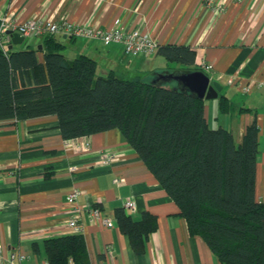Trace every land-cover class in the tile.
I'll use <instances>...</instances> for the list:
<instances>
[{
    "label": "crops",
    "instance_id": "obj_1",
    "mask_svg": "<svg viewBox=\"0 0 264 264\" xmlns=\"http://www.w3.org/2000/svg\"><path fill=\"white\" fill-rule=\"evenodd\" d=\"M0 17L14 25L40 17L101 30L112 29L118 20L159 46L190 47L195 66L211 65L203 71L210 83L221 86L215 99L204 100L208 126L229 131L239 145L246 127L256 122L255 197L264 203V0H0ZM56 38L66 58L93 59L101 77L112 72L151 82L159 74L181 72L180 65L160 55L128 56L121 44ZM248 83L252 89L243 93L241 86ZM221 96L229 112L220 111ZM105 153L116 156L108 166L101 160ZM73 188L80 191L79 231L68 226L66 196ZM129 201L134 211L124 212L134 221L144 213L156 220L142 254L134 253L115 218V210ZM89 208H97L112 226L90 222ZM178 212L118 130L64 140L55 116L0 122V245L5 257L26 256L16 264H49L45 240L76 232L83 236L89 264H220L200 237L189 235Z\"/></svg>",
    "mask_w": 264,
    "mask_h": 264
},
{
    "label": "trees",
    "instance_id": "obj_2",
    "mask_svg": "<svg viewBox=\"0 0 264 264\" xmlns=\"http://www.w3.org/2000/svg\"><path fill=\"white\" fill-rule=\"evenodd\" d=\"M56 36L0 50V122L55 116L64 140L118 130L176 204L189 235L200 237L220 264H264V203L255 197L256 122L236 145L229 131L208 126L204 100L160 77L204 72L195 66L194 50L158 46L156 55L180 65L181 72L147 82L112 72L98 76L93 59L66 58ZM219 107L222 113L231 109L223 96ZM115 218L131 249L142 254L155 217L144 213L134 221L121 208ZM44 247L49 264H89L80 232L47 239Z\"/></svg>",
    "mask_w": 264,
    "mask_h": 264
},
{
    "label": "built area",
    "instance_id": "obj_3",
    "mask_svg": "<svg viewBox=\"0 0 264 264\" xmlns=\"http://www.w3.org/2000/svg\"><path fill=\"white\" fill-rule=\"evenodd\" d=\"M7 31L11 33H17L23 39L30 37H43L46 35H64L70 38L83 37L89 39L100 40L103 44L117 43L123 46L124 53L128 56H152L156 54L158 49V43L151 37L141 34L136 30H125L119 23L115 21L114 27L110 30H101L92 26L84 24H74L68 21H54L49 18L34 17L26 20L18 25L12 24L8 18L0 17V50L3 53H7L8 47L12 43L11 36L6 34ZM202 68L208 71L212 68L211 65L202 64ZM229 82H232L231 80ZM253 84L248 83L241 86V91L243 93H248L251 91ZM84 149H88V143L85 144ZM116 156L113 153H105L101 158L104 165H110ZM115 183L118 182L117 179L114 180ZM80 191L77 188H73L68 192L66 196V205L68 210L71 211L68 226L76 231H79L78 226L79 215L82 210L80 206L77 205L76 199ZM123 209L131 214L134 211L133 202H125ZM88 219L90 222H101L105 227H111L112 222L110 219L102 217L97 208L87 209ZM25 255L22 254H9L7 257L3 254V247L0 245V261H7L8 264H16L15 260H24Z\"/></svg>",
    "mask_w": 264,
    "mask_h": 264
},
{
    "label": "water",
    "instance_id": "obj_4",
    "mask_svg": "<svg viewBox=\"0 0 264 264\" xmlns=\"http://www.w3.org/2000/svg\"><path fill=\"white\" fill-rule=\"evenodd\" d=\"M6 34L11 36L12 43L8 47L11 49L14 45H21L24 42L23 37L17 33H11L7 31ZM36 40L35 44L38 43ZM41 46H38V50ZM161 79L173 80L179 83L183 88H186L193 93L197 98L202 100L215 99L218 96V92L221 90V86L216 83H210L209 76L202 71H193L189 73L168 74L161 75Z\"/></svg>",
    "mask_w": 264,
    "mask_h": 264
},
{
    "label": "rangeland",
    "instance_id": "obj_5",
    "mask_svg": "<svg viewBox=\"0 0 264 264\" xmlns=\"http://www.w3.org/2000/svg\"><path fill=\"white\" fill-rule=\"evenodd\" d=\"M29 44V45H31L33 42H32V40L30 39V38H27V39H25L24 40V42L21 44V45H17V46H15V47H23L24 46V44ZM64 55H65V51H64V49H62V51H61Z\"/></svg>",
    "mask_w": 264,
    "mask_h": 264
}]
</instances>
